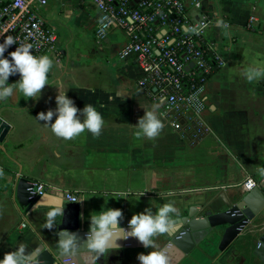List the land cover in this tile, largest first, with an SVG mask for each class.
<instances>
[{
  "label": "crops",
  "instance_id": "crops-1",
  "mask_svg": "<svg viewBox=\"0 0 264 264\" xmlns=\"http://www.w3.org/2000/svg\"><path fill=\"white\" fill-rule=\"evenodd\" d=\"M188 10L192 17L212 20L203 36L215 64L204 112L210 130L204 134L186 125L173 128L179 115L140 87L143 71L136 59L120 57L128 41L123 30L98 38L94 0H48L38 8L56 31L57 42L43 53L53 64L40 98H28L14 88L10 103L1 106L0 115L11 129L5 149L0 146V257L21 248L29 257L44 243L57 244L62 215L52 217L48 211L67 200L54 189L77 193L80 229L89 231L92 215L104 208L121 209L118 223L126 224L135 213L155 214L164 203H172L176 211L169 215L176 218L194 204L209 203L214 211L235 205L249 191L240 186L249 174L259 184L264 176L259 171L264 166V73L248 80L246 70L264 68V0H188ZM251 13L258 21L249 29ZM215 54L222 58L221 65ZM15 76L9 82L20 78ZM57 82L78 108L91 103L102 114L98 135L85 129L66 139L37 119L40 111L56 108ZM147 110L163 123L152 138L135 135ZM22 178L52 187L35 209L18 199ZM220 184L231 186L210 189ZM221 234L204 238L178 264H264L254 253L264 234V209L224 251L219 249ZM151 239L156 250L166 243L161 233ZM152 248L121 247L99 253L97 259L100 264H141L138 254Z\"/></svg>",
  "mask_w": 264,
  "mask_h": 264
},
{
  "label": "built area",
  "instance_id": "built-area-1",
  "mask_svg": "<svg viewBox=\"0 0 264 264\" xmlns=\"http://www.w3.org/2000/svg\"><path fill=\"white\" fill-rule=\"evenodd\" d=\"M47 1L0 0V41L12 35L17 44H32L31 51L36 55L55 48L56 31L46 25L38 13V8ZM94 1L99 11L96 25L98 38L103 39L116 29L127 34L128 41L120 51V57L133 56L143 71L140 87L152 98L164 103L168 111H175L179 115L172 121L173 128L182 130L186 125L201 134L209 132L204 112L207 107V81L214 71V65L209 58L212 47L204 44L203 36L212 20L205 16H190L188 0ZM257 21V16L251 13L247 28H253ZM16 43L9 46L5 56L15 50ZM214 59L219 65L223 63L219 54H215ZM13 77L10 75L9 80ZM26 183L30 199L47 193L48 189L52 190L43 180L27 178ZM257 184L249 174L240 186L251 190ZM230 186L220 184L210 189L224 190ZM54 191L67 201L79 200L74 191ZM21 226L25 227L27 223L22 222ZM63 264L74 262L66 258Z\"/></svg>",
  "mask_w": 264,
  "mask_h": 264
},
{
  "label": "clouds",
  "instance_id": "clouds-1",
  "mask_svg": "<svg viewBox=\"0 0 264 264\" xmlns=\"http://www.w3.org/2000/svg\"><path fill=\"white\" fill-rule=\"evenodd\" d=\"M13 43H16V40L12 35H7L3 41H0V99L12 95L15 88L24 96L38 100L42 95L41 90L44 85L48 84V73L53 61L47 54H34L31 51L33 45L30 43H16L15 50L5 56V51ZM17 73L20 74V78L15 82H9V76ZM262 73H264V68L260 67L246 70L248 80L259 77ZM57 84L56 108L40 111L36 116L37 119L50 124L56 135L66 139L80 134L85 129L98 135L103 124L102 114L91 103L85 104L82 109L78 108L73 99L67 95V91H60L59 82ZM154 107H159V105ZM53 116H55L54 120ZM162 127L163 123L158 115L152 110H147L145 115L139 118V131L135 135L152 138L158 135ZM259 171L264 174V166L260 167ZM61 211L62 209L58 207H52L48 215L56 217ZM175 211L172 203H164L155 214L151 210L135 213L129 221L130 229L123 230V234H118V220L122 215V210L111 207L101 209L91 217L93 227L88 241L89 247L97 253L117 250L120 248L118 240L131 235L137 237L146 247L153 245L151 251L138 254L141 264H169V257L164 251L155 249L151 238L172 226L173 221L169 214ZM63 243L67 246L71 243V238ZM0 264H30V261L22 254L21 248L5 253L3 257H0Z\"/></svg>",
  "mask_w": 264,
  "mask_h": 264
},
{
  "label": "water",
  "instance_id": "water-1",
  "mask_svg": "<svg viewBox=\"0 0 264 264\" xmlns=\"http://www.w3.org/2000/svg\"><path fill=\"white\" fill-rule=\"evenodd\" d=\"M18 75L19 73L16 74V79L19 78ZM10 129L11 124L0 115V146L3 150ZM26 180V178L18 180V199L28 208L35 209L34 205L42 195L30 199ZM263 185L264 176L259 184L247 191L235 205L227 209L214 211L209 203L194 204L184 215L172 218V226L160 232L165 237L166 243L159 250L164 251L169 257V264H178L204 238L219 231L222 232L219 249L227 250L249 222L264 209ZM56 207L62 209L59 213L62 219L57 224V244L51 246L44 243L42 248L35 250L28 257L30 264H63L66 258H70L74 264H100L97 259L99 253L89 247L91 230L80 229V203L65 201ZM129 221L126 224L124 221L118 223V234H123V230L130 229ZM69 238L71 243L65 246L63 241ZM118 243L120 248L145 247L143 242L131 235L119 239ZM254 253L264 262V234L259 237Z\"/></svg>",
  "mask_w": 264,
  "mask_h": 264
},
{
  "label": "rangeland",
  "instance_id": "rangeland-1",
  "mask_svg": "<svg viewBox=\"0 0 264 264\" xmlns=\"http://www.w3.org/2000/svg\"><path fill=\"white\" fill-rule=\"evenodd\" d=\"M5 103H10V99L8 97L5 99V101H3V99L2 100L0 99V111H1V106Z\"/></svg>",
  "mask_w": 264,
  "mask_h": 264
},
{
  "label": "trees",
  "instance_id": "trees-1",
  "mask_svg": "<svg viewBox=\"0 0 264 264\" xmlns=\"http://www.w3.org/2000/svg\"><path fill=\"white\" fill-rule=\"evenodd\" d=\"M212 61V60H211ZM213 63V62H212ZM213 65H215L214 63H213Z\"/></svg>",
  "mask_w": 264,
  "mask_h": 264
}]
</instances>
